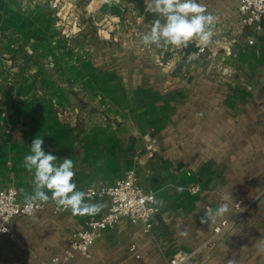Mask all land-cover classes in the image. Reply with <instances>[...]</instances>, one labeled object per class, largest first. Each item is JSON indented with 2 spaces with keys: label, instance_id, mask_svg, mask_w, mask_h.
I'll return each instance as SVG.
<instances>
[{
  "label": "crops",
  "instance_id": "crops-1",
  "mask_svg": "<svg viewBox=\"0 0 264 264\" xmlns=\"http://www.w3.org/2000/svg\"><path fill=\"white\" fill-rule=\"evenodd\" d=\"M25 1L0 0V185L31 191L22 163L39 135L46 153L74 161L77 190L135 168L163 201L151 232L123 218L70 264H169L195 251L239 200L253 206L184 264H264V24H239L238 0H198L217 17L213 41L226 68L183 73L176 52L139 42L152 20L129 0ZM227 192L230 210L218 217ZM89 202L103 204L102 214L110 199ZM89 217L51 209L15 217L0 264H52Z\"/></svg>",
  "mask_w": 264,
  "mask_h": 264
},
{
  "label": "clouds",
  "instance_id": "clouds-1",
  "mask_svg": "<svg viewBox=\"0 0 264 264\" xmlns=\"http://www.w3.org/2000/svg\"><path fill=\"white\" fill-rule=\"evenodd\" d=\"M103 2L118 4L120 0H103ZM145 3L146 10L158 14V18L150 21L149 30L140 34L139 42L143 45L171 46L183 50L189 47L190 42H195L197 48L211 43L212 29L217 17L207 11L204 3L198 0H151V2L145 0ZM43 144L42 136L36 135L31 142L30 152L23 159L22 167L33 176L31 191L24 188L19 190L23 196L25 213L34 216L41 203L46 204L51 201L58 207L70 210L74 216L99 214L104 205L89 202V193L77 190V184L74 182V161L67 157L61 160L51 153H46ZM176 191L182 192L183 188L177 186ZM149 199L152 203L163 206L162 200H156L154 196ZM230 199L229 192L221 197L222 202L215 209L216 216L222 217L229 212ZM209 213L210 209L206 208V215L201 218V223L208 222Z\"/></svg>",
  "mask_w": 264,
  "mask_h": 264
},
{
  "label": "built area",
  "instance_id": "built-area-1",
  "mask_svg": "<svg viewBox=\"0 0 264 264\" xmlns=\"http://www.w3.org/2000/svg\"><path fill=\"white\" fill-rule=\"evenodd\" d=\"M262 20H264V0H238L239 24L260 28ZM249 41L253 43L254 39L251 38ZM205 49L206 46L202 45L199 53ZM198 189V186L192 188L195 192ZM86 192L90 197L108 196L109 206L102 214L89 217L83 228L70 235L67 247L61 254L52 258V264H70L78 253L89 254L99 233L104 229L115 227L123 218L133 224H142L145 232H151L155 226L156 216L161 211L159 205L152 203L149 199L153 196L156 199L155 191L145 189L139 184L135 168L128 169L125 175L112 185L91 186ZM252 206L253 201L247 203L241 200L237 201L236 211L232 215L222 218L214 227L213 234L206 238L195 251L179 253L170 260L169 264H184L196 251L204 248L209 249L216 237L236 224ZM45 209H51L55 214L65 211L55 203L52 205L41 203L35 213ZM24 215L27 214L24 211V201L19 198L18 189L14 186L3 187L0 185V239L6 235L12 237L11 223L13 219ZM130 251L135 257H141L137 243L130 245Z\"/></svg>",
  "mask_w": 264,
  "mask_h": 264
},
{
  "label": "rangeland",
  "instance_id": "rangeland-1",
  "mask_svg": "<svg viewBox=\"0 0 264 264\" xmlns=\"http://www.w3.org/2000/svg\"><path fill=\"white\" fill-rule=\"evenodd\" d=\"M37 1V0H36ZM35 0H26L24 5L29 6V5H33L36 3ZM47 0L40 2V4H47ZM75 3V2H74ZM23 4V3H22ZM73 4V0H70V5ZM51 5V4H50ZM57 18L59 15H55ZM55 17V18H56ZM86 17L85 15L82 16ZM56 18V19H57ZM216 35L213 37L211 43L209 44V46L206 47V49L200 54L197 55L196 57H192V58H185L184 57V52L183 50H179V49H174L171 46H167L165 47V54L166 56H173V52H176L177 56L179 59L177 60V68H180L181 72L185 73V72H189L191 71V69L193 68H201L203 70H222L224 68H226L222 63H224L221 58H220V52L217 49L216 44L219 43V41H213L215 39ZM235 225V224H234Z\"/></svg>",
  "mask_w": 264,
  "mask_h": 264
},
{
  "label": "water",
  "instance_id": "water-1",
  "mask_svg": "<svg viewBox=\"0 0 264 264\" xmlns=\"http://www.w3.org/2000/svg\"><path fill=\"white\" fill-rule=\"evenodd\" d=\"M131 2H133L135 4V6L141 11V13L145 16L146 20H154L156 18H158V14L156 13H152L146 10V3L145 0H129ZM163 23V20H162ZM262 23L264 24V20H262ZM202 45L200 47H196L195 42H190L189 43V47L187 49H183V52L186 55H191L193 53H199L200 49H201ZM124 129V127H122V130ZM125 131V129H124Z\"/></svg>",
  "mask_w": 264,
  "mask_h": 264
}]
</instances>
